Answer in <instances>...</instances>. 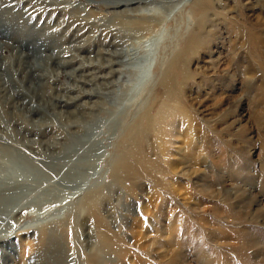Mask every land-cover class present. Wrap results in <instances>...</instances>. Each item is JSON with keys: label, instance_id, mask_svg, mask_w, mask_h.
I'll list each match as a JSON object with an SVG mask.
<instances>
[{"label": "rangeland", "instance_id": "374dc122", "mask_svg": "<svg viewBox=\"0 0 264 264\" xmlns=\"http://www.w3.org/2000/svg\"><path fill=\"white\" fill-rule=\"evenodd\" d=\"M119 1L0 3V162L43 180L0 217V264H264V0H212L204 29L197 0H157L164 22L140 36L122 12L143 5ZM117 28L104 78L88 64ZM135 127L145 156L127 153Z\"/></svg>", "mask_w": 264, "mask_h": 264}, {"label": "bare ground", "instance_id": "6f19581e", "mask_svg": "<svg viewBox=\"0 0 264 264\" xmlns=\"http://www.w3.org/2000/svg\"><path fill=\"white\" fill-rule=\"evenodd\" d=\"M1 1H3V0H0V3H1ZM172 1H174V0H165V1L160 0L158 3H159L160 8H163V9L166 8L167 9V8H169L170 3ZM152 2H157V0H120L119 2L114 3V7L119 6V5H122V6L125 5L127 7H130L136 3H139V5L141 3V5H143V6H139V7L135 8V9L134 8L133 9H126V10L124 9V11L122 12L123 14H127L129 12L135 13L134 15H131L133 17L132 19H134V25L132 24L133 25L132 30L137 32L138 34L137 33L136 34L140 36V35H146V34L150 33L151 27L159 26L160 23L164 22V18H163L162 12H161L163 9L162 10L160 9L161 11H158L157 9H153V8L151 9L148 7L149 4H151ZM196 5L202 14V18H203L202 27L204 29L206 24L209 22V16H208L209 13L208 12L212 7V0H197ZM121 28H124V27H121ZM121 31H123V29L117 28L114 30V32H112V34L107 33L108 37L111 35V40H112V43H110L108 45L114 47L116 50H111V49L104 50L101 52L102 53L100 55L101 57H100V59H98L97 63H95L93 60H90L89 64L87 63L88 66L92 67V68L102 66V68H104V69L105 68L112 69L109 72V75L103 76L104 78H112L115 75V72L122 71V69H120V70L114 69L113 70V67L115 65H121V62H122V60H121L122 52L118 51V47H119L118 41L126 40V39L123 38ZM125 32H126V29H125ZM192 35L195 38V41H194V43H192L190 45V49L194 47L196 42L198 44V41H199L198 40L199 37H196V36H199L198 32H195V33L193 32ZM108 37H106V38H108ZM88 47H89V44L82 43V44L76 46L75 51L80 53L81 51H85L87 49L89 50ZM67 54L68 53L66 51H64L62 49L61 50L57 49L53 54H51L47 57V60L49 61V63L52 62L56 66L62 67V66H65L68 64V62L64 59V58H66ZM103 55L104 56L107 55L109 58L105 59ZM102 59L106 60V63L100 62ZM129 60H131V58L126 59V61H129ZM186 62L187 61L185 60L184 57H180V58H178V60L174 59V60H172V63L177 64V66H176L177 72L174 74H171V72L166 70L163 73V77H162L163 79L162 80H163L164 97L167 100H169L170 102L172 101L173 92L179 93L178 89L176 88V83H175L174 79L178 78V76L181 73L185 76L186 67H187ZM85 95L94 96L95 93L92 89V90L87 91L85 93ZM109 113L110 114H112V113L118 114L112 108L109 109ZM118 115H119L118 119L117 120L115 119V122L119 123L120 118H121L120 116H122L123 114L119 113ZM145 118L147 119L146 115H144V119ZM164 122L165 121H162V123H158V124L153 125V126L150 122V125L147 127L152 126L154 128V126H155L156 130L162 131L163 129L165 130L164 124L166 123V125H168V122H165V123ZM133 125L134 124L132 123L130 125V128ZM137 128H139V127H137ZM133 129H134V131L131 132L130 138L134 139L135 142L138 143L139 148L134 150V151L128 150L127 153L129 154V156H145L143 144L146 140H148V136H149L148 134L149 133H145V131H144L138 135L136 132L137 131L136 127ZM164 135H165V133H164ZM158 138H160V137H158ZM134 140H133V142H134ZM37 173H38V171L36 170V168L33 165H32V167L27 166V165H22V166L16 167V166H8V165L0 162V177L6 176V178H8V180H9V181H7V179H6V180L0 181V217L2 215H4V212L7 211V209L8 210L13 209V211H17L20 207H22L25 204L24 203L25 200H27V202H29V201L35 199L33 195H30L28 193L30 191H34V190H37L39 188L40 189L43 188V184H42L43 180L38 178L39 175ZM129 173L127 174V176H135V175L137 176V174H135V173L134 174H129ZM206 190L209 191L208 188ZM96 221H97V219H96ZM106 237L108 238V236H106ZM175 253L176 252H174V254Z\"/></svg>", "mask_w": 264, "mask_h": 264}]
</instances>
